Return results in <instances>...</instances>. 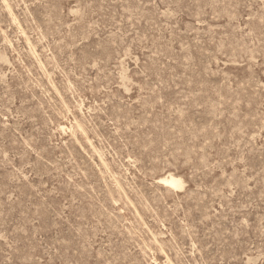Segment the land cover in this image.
Returning a JSON list of instances; mask_svg holds the SVG:
<instances>
[{
  "label": "rangeland",
  "instance_id": "1",
  "mask_svg": "<svg viewBox=\"0 0 264 264\" xmlns=\"http://www.w3.org/2000/svg\"><path fill=\"white\" fill-rule=\"evenodd\" d=\"M0 264H264V0H0Z\"/></svg>",
  "mask_w": 264,
  "mask_h": 264
},
{
  "label": "bare ground",
  "instance_id": "2",
  "mask_svg": "<svg viewBox=\"0 0 264 264\" xmlns=\"http://www.w3.org/2000/svg\"><path fill=\"white\" fill-rule=\"evenodd\" d=\"M164 181L176 188L182 187V183H183V181L180 178L174 176H168L164 178Z\"/></svg>",
  "mask_w": 264,
  "mask_h": 264
}]
</instances>
